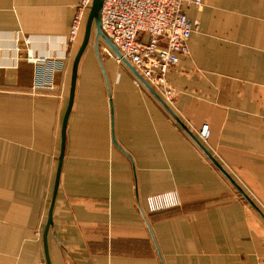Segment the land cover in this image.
I'll use <instances>...</instances> for the list:
<instances>
[{"label": "crops", "instance_id": "obj_1", "mask_svg": "<svg viewBox=\"0 0 264 264\" xmlns=\"http://www.w3.org/2000/svg\"><path fill=\"white\" fill-rule=\"evenodd\" d=\"M187 1L199 28L167 75L169 108L198 141L209 127L205 148L264 214V0ZM79 3L0 0V264H45L56 182L50 264H264V220L122 64L96 55L94 29L63 128L90 10L67 48ZM172 192L177 206L148 210Z\"/></svg>", "mask_w": 264, "mask_h": 264}, {"label": "built area", "instance_id": "obj_2", "mask_svg": "<svg viewBox=\"0 0 264 264\" xmlns=\"http://www.w3.org/2000/svg\"><path fill=\"white\" fill-rule=\"evenodd\" d=\"M92 0H80L64 45L69 48L76 43L83 15ZM200 7L202 0L189 1ZM187 0H103L100 11V26L103 34L117 48L137 74L168 106L173 105L175 91L167 74L180 60L188 55L187 42L198 31L197 22L190 20L184 6ZM25 44L30 43L25 38ZM116 63L120 61L109 53ZM26 62L39 69L48 66L49 58L35 56L30 50L24 53ZM137 87L141 84L133 77ZM50 83L37 77L33 89L51 90ZM199 141L205 147L210 138V129L203 125ZM175 193L161 194L146 199L150 212L172 208L179 204Z\"/></svg>", "mask_w": 264, "mask_h": 264}, {"label": "water", "instance_id": "obj_3", "mask_svg": "<svg viewBox=\"0 0 264 264\" xmlns=\"http://www.w3.org/2000/svg\"><path fill=\"white\" fill-rule=\"evenodd\" d=\"M103 0H92L90 5V10L86 19V23L83 30L81 43L74 55L73 63H72V73H71V82H70V94H69V102L68 108L66 112V116L63 122V128L66 123L67 115L70 110V106L72 103V98L74 94V88L76 83V74L79 61L81 59L82 54L86 50L92 33V29H94V47L96 51V55L98 56L97 45L98 42H101L109 51L111 55L117 58L130 73L131 75L149 92V94L156 100V102L165 110V112L172 118V120L183 130V132L192 140V142L196 145V147L201 151V153L206 157V159L212 164L214 168L218 170V172L230 183V185L236 190V192L241 196V198L247 202L249 206L252 207L255 212L264 220V214L262 211L256 206V204L247 196V194L240 188V186L232 179V177L226 172V170L220 165V163L210 154V152L198 141V139L187 129V127L180 121V119L172 112V110L160 99V97L153 92V90L148 86V84L137 74V72L130 66V64L122 58L121 54L117 50V48L110 42V40L103 34L100 26V11L102 7ZM98 58L99 66L102 68V63L100 58ZM103 71V70H102ZM64 131V130H63ZM112 143L114 140L112 139ZM63 149L60 154V160L62 159ZM58 183L56 182L54 186V194L47 212V219L45 226L42 232V245H43V253L45 264H50L48 249H47V233L49 228L51 227V218H52V205L55 199V194L57 190Z\"/></svg>", "mask_w": 264, "mask_h": 264}, {"label": "rangeland", "instance_id": "obj_4", "mask_svg": "<svg viewBox=\"0 0 264 264\" xmlns=\"http://www.w3.org/2000/svg\"><path fill=\"white\" fill-rule=\"evenodd\" d=\"M67 36V35H66ZM65 40H66V37H65ZM24 41H25V39H24ZM24 41H23V44L26 46L27 44H25L24 43ZM65 42V41H64ZM92 44H93V42L92 41H90V43H89V45H90V47L89 48H92ZM70 47H72V46H70ZM69 47V48H70ZM26 51H29V50H26ZM97 51H98V53H101V54H103L104 56H106V57H104L103 55H102V59H105V58H107L108 59V57H109V51L107 50V48L103 45V44H101V43H98V45H97ZM72 55H73V53H72ZM72 55H71V58H70V61H73V57H72ZM23 58H24V55H23ZM110 58V57H109ZM24 60H25V58H24ZM113 60V59H112ZM114 61V60H113ZM104 62H105V60H104ZM27 63H29L30 64V62H27ZM31 65H33V64H31ZM175 68V67H174ZM173 68V69H174ZM173 69H171L170 70V72L173 70ZM169 72V73H170ZM168 73V74H169ZM167 74V75H168ZM202 127V126H201ZM241 188V187H240ZM167 194V193H166ZM250 199H252L251 198V196L250 195H247ZM178 198V197H177ZM178 200H179V198H178ZM253 200V199H252Z\"/></svg>", "mask_w": 264, "mask_h": 264}]
</instances>
